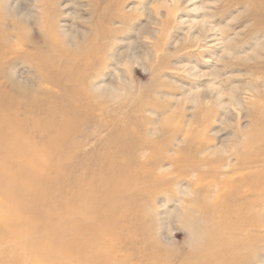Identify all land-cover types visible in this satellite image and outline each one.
I'll return each instance as SVG.
<instances>
[{"label":"rangeland","instance_id":"374dc122","mask_svg":"<svg viewBox=\"0 0 264 264\" xmlns=\"http://www.w3.org/2000/svg\"><path fill=\"white\" fill-rule=\"evenodd\" d=\"M0 39V107L57 198L112 166L135 185L128 264H264V0H0Z\"/></svg>","mask_w":264,"mask_h":264},{"label":"bare ground","instance_id":"6f19581e","mask_svg":"<svg viewBox=\"0 0 264 264\" xmlns=\"http://www.w3.org/2000/svg\"><path fill=\"white\" fill-rule=\"evenodd\" d=\"M5 47L7 43L0 39V50ZM7 50L15 55L22 52L16 47ZM12 102L14 100L7 99L1 102L6 106L0 107V237L2 242L7 240L8 244L24 251L25 257H15L2 264H128L133 252L126 251L128 244L132 247L135 243L130 240L134 234L122 224L126 211L116 213L115 205L118 199H127L128 193L135 192V185L116 178L112 166L105 175L84 183L79 192L72 189L68 199L57 198L59 177L53 188V181L46 174L47 166L31 160L24 162L23 156L33 150L20 141L22 123L13 113ZM172 162L180 165L178 160ZM204 162L193 161L187 167L189 171H199ZM182 173L180 171L178 176ZM127 175L129 173H121L123 177ZM136 179L140 181L139 176ZM197 179L200 181L199 175ZM243 180L242 175L239 181ZM74 186L75 183L72 188ZM211 186L219 187L214 181ZM191 187L194 195L202 194L196 184ZM205 192L201 198L204 201L210 199L211 193L209 189ZM217 197L210 199L214 200L211 203L215 204ZM232 260L230 257L226 262L202 260L180 264H232ZM151 264L175 263L168 257L157 258Z\"/></svg>","mask_w":264,"mask_h":264}]
</instances>
